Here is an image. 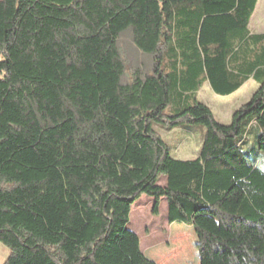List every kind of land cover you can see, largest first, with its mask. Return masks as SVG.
I'll return each mask as SVG.
<instances>
[{
    "label": "trees",
    "instance_id": "trees-1",
    "mask_svg": "<svg viewBox=\"0 0 264 264\" xmlns=\"http://www.w3.org/2000/svg\"><path fill=\"white\" fill-rule=\"evenodd\" d=\"M257 1L0 0L4 264H156L128 228L143 196L193 229L199 264H264ZM248 82L228 125L197 98ZM188 126L197 155L174 159L159 130Z\"/></svg>",
    "mask_w": 264,
    "mask_h": 264
},
{
    "label": "rangeland",
    "instance_id": "rangeland-1",
    "mask_svg": "<svg viewBox=\"0 0 264 264\" xmlns=\"http://www.w3.org/2000/svg\"><path fill=\"white\" fill-rule=\"evenodd\" d=\"M257 23L264 27V0H259L255 15L249 25L250 32L258 33V30H264L263 28L258 29ZM132 54L130 52V55ZM145 59L148 63L149 59ZM256 88L255 83L248 82L232 95L221 97L215 95L208 84H204L197 93V98L211 110L220 124L228 125L233 113L250 100ZM198 130L200 133L203 131L200 126H188L184 129L159 130V132L169 148L170 156L184 161L191 160L197 155L200 143ZM243 151L246 153L245 162L255 163L257 150L254 145L252 144L249 148L244 147ZM260 162V165L264 164V160ZM258 164L259 162L256 165ZM164 181L165 178L162 177L158 184L163 186ZM146 198L143 196L133 204L128 224L130 230L137 231L145 256L156 264H199L193 229L181 224L168 225L167 207L164 200L160 203L158 216H153L151 214L152 201ZM8 255L9 250L0 244V264L5 263Z\"/></svg>",
    "mask_w": 264,
    "mask_h": 264
},
{
    "label": "crops",
    "instance_id": "crops-1",
    "mask_svg": "<svg viewBox=\"0 0 264 264\" xmlns=\"http://www.w3.org/2000/svg\"><path fill=\"white\" fill-rule=\"evenodd\" d=\"M258 4H259V0L257 1V5H256V8H255V11H254V13H253V17H254V15H255V12H256V9H257V7H258ZM253 17H252V19H253ZM252 19L250 20V23H251V21H252ZM250 23H249V25H250ZM258 24V23H257ZM255 28H256V26H255ZM257 28L258 29H264V27L262 26V24H258L257 25ZM250 31V30H249ZM252 33V32H251ZM252 34H264V30L263 31H260V30H258V33H252ZM146 199H148V198H146ZM131 213H132V210H131ZM132 215V214H131ZM136 234H137V236H138V233H137V231L135 232ZM140 239V238H139ZM140 247H141V251L144 253V251H143V249H142V246H141V244H140ZM145 254V253H144ZM152 260V259H151Z\"/></svg>",
    "mask_w": 264,
    "mask_h": 264
}]
</instances>
